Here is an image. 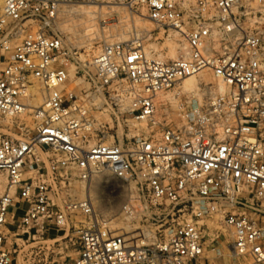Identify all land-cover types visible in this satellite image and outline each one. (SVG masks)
Masks as SVG:
<instances>
[{
	"label": "built area",
	"instance_id": "2783aa9c",
	"mask_svg": "<svg viewBox=\"0 0 264 264\" xmlns=\"http://www.w3.org/2000/svg\"><path fill=\"white\" fill-rule=\"evenodd\" d=\"M67 2L4 0L0 12V47L10 52L0 65V126L9 132H0V264H13L16 240L73 228L77 257L51 264H215L205 258L202 222L221 211L236 258L264 264V0H131L184 40L181 54L164 60L141 35L105 44L92 72L53 30ZM205 70L227 92L201 84L181 103V120L164 122L160 94L181 96V83ZM33 80L43 97L34 109ZM28 113L33 126L10 123ZM127 116L152 130L117 141L113 119ZM106 172L151 205L191 198L194 216L164 241L129 246L95 221L91 195L74 198L78 182ZM16 214L10 246L5 228Z\"/></svg>",
	"mask_w": 264,
	"mask_h": 264
},
{
	"label": "rangeland",
	"instance_id": "374dc122",
	"mask_svg": "<svg viewBox=\"0 0 264 264\" xmlns=\"http://www.w3.org/2000/svg\"><path fill=\"white\" fill-rule=\"evenodd\" d=\"M2 5L3 0H0V12ZM52 27L74 52L78 65L90 72L93 71L95 56L107 43L125 42L145 35L148 37L149 50L164 60L171 59L170 53L175 48H179V56L185 43L174 31L157 29L149 20L146 9L133 4L131 0H68L60 9ZM9 57L10 52L0 47V65H4ZM198 79L200 85L208 84L218 89V81L211 70H205ZM33 83L40 87L36 80ZM191 95L185 90L181 96H177L174 90L160 94L158 102L162 120L179 122L180 105ZM101 101L102 99L99 100ZM96 115L111 121V113L97 112ZM20 122L33 126L32 114L23 115L10 123L16 125ZM112 128L117 141H127L152 130L145 123L129 120V116L123 120L120 118L119 121L114 118ZM0 132L9 134L1 126ZM0 181L5 188V173L0 174ZM75 186L74 198L83 199L91 195L95 207V221L99 220L112 235L125 238L129 246H152L164 241L175 227L194 216L191 198L179 201L162 200L151 205L139 198L134 184L107 172L93 176L87 185L78 182ZM127 205L128 211L125 209ZM243 211L254 215L249 208ZM224 216L222 211L214 212L202 222L207 261L215 264H257L250 258H236L234 234L226 226ZM21 217V214H16L5 228L10 246L17 239L14 233ZM78 220L83 223L85 218L80 217ZM79 238V230L73 228L70 231H52L43 238H32L29 241L16 240L20 247L13 251V264H51L54 260L75 258L80 249ZM204 261L201 260L200 264H204Z\"/></svg>",
	"mask_w": 264,
	"mask_h": 264
},
{
	"label": "bare ground",
	"instance_id": "6f19581e",
	"mask_svg": "<svg viewBox=\"0 0 264 264\" xmlns=\"http://www.w3.org/2000/svg\"><path fill=\"white\" fill-rule=\"evenodd\" d=\"M178 49L179 48H175V49H173L171 51V53H170L171 54V59H175V58L178 57V53H177ZM199 75L190 76V77L186 78L181 83V86L183 87V89L186 92H188L189 94H192V95H197L198 94V91H199V88H200V86H199L200 85L199 84L200 79H198ZM217 81H218V89L220 91H222V92H227L228 86L225 83H223L222 81H220V80H217ZM36 88L37 89L34 90V93H33V95L30 98V106L32 107V109L41 106L42 103H43V97H42L41 91L38 90L39 87H36ZM2 184H3L2 181H0V193H3L4 189H5ZM86 193L88 195V189H87Z\"/></svg>",
	"mask_w": 264,
	"mask_h": 264
}]
</instances>
